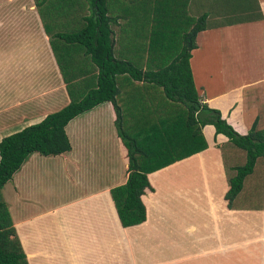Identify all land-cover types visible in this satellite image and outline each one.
I'll use <instances>...</instances> for the list:
<instances>
[{
  "label": "crops",
  "instance_id": "obj_1",
  "mask_svg": "<svg viewBox=\"0 0 264 264\" xmlns=\"http://www.w3.org/2000/svg\"><path fill=\"white\" fill-rule=\"evenodd\" d=\"M163 1L168 6L158 14V31L180 46H187L185 35L205 18L189 60L201 104L220 111L240 135L255 121L258 130L264 129V0ZM151 4L153 13L157 6L153 0ZM36 8L42 24L39 38H28V13L19 7L14 39H0V141L70 102L63 77L75 82L78 96L87 90L84 80L90 79L92 86L96 81L97 69L79 46H68L74 58L66 57L64 63L54 56L52 36L66 21L72 27V19L62 14L65 8H53L55 18L47 23L50 36ZM224 8H232L229 15L236 19L222 21ZM113 19L115 56L117 52L139 63L143 71H156L155 65L149 68L156 64L150 62L149 44L140 63L134 44L122 38L128 16L118 9ZM56 47L58 55L67 49ZM227 78L234 82L226 85ZM117 87L124 127L136 131L139 125L148 132L151 126H175V120L183 128L186 118H179L161 88L128 76L118 77ZM134 118L144 124L132 125ZM115 119L108 102L75 118L65 129L69 152L31 154L0 190L27 264H264V198L259 210L228 209L225 164L226 158L234 161L238 149L225 136L215 135L212 126L201 128L206 149L148 174L151 189L142 196L146 220L122 227L110 191L126 183L128 163ZM176 135L183 140L191 131ZM134 136L150 138L145 133Z\"/></svg>",
  "mask_w": 264,
  "mask_h": 264
},
{
  "label": "trees",
  "instance_id": "obj_2",
  "mask_svg": "<svg viewBox=\"0 0 264 264\" xmlns=\"http://www.w3.org/2000/svg\"><path fill=\"white\" fill-rule=\"evenodd\" d=\"M87 1L90 13L82 17L83 24L71 30V25L66 21L60 26L61 31L52 36L50 42L54 56H58L60 61L62 57H66V53L71 48L68 49V46H79L91 65L97 69L96 81L92 86L90 84L92 81L88 78L84 80L87 90L78 96L75 82H72L69 77H63L70 102L59 111L47 115L41 122L4 137L0 141V190L31 154L55 157L69 152L71 145L65 131L66 126L80 115L108 102L111 103L116 116L117 137L126 151L128 163L126 183L110 191L122 227L137 226L146 220V208L142 202V196L146 190L151 189L148 174L206 149L201 133V128L204 126H212L215 135L225 136L244 157L243 164L229 167L231 163L226 158L228 191L224 200L227 202L228 209L239 207L245 210H259L264 198V167H261L264 166V129L258 130L255 121L246 135L238 134L222 118L220 111L201 104L194 85L189 63L190 52L195 48L196 35L204 29L205 18L202 17L199 20L200 25H194L185 35V44L191 43L189 48L175 42L179 49L177 51L181 48L182 50L173 53L171 59L167 60L163 57H166L167 46L173 42L163 38V34L158 35L156 47L159 49L156 48L151 53L153 60L150 61L151 63L155 61L156 64H149V68L155 65L158 69L143 71L139 63L134 64L132 60L123 59V56L121 57L117 52L115 56L111 28L114 19L109 16L108 1ZM36 6L48 36H50V24L47 23H52V19L55 18L53 8L63 6L65 9L62 14L64 13L63 15L67 17L66 20L72 19L73 22L75 20L72 16L75 11L78 12L79 8L81 9L79 0H37ZM121 34L122 38L128 37L124 41L128 40L132 44L137 42L133 38L134 34L124 31H121ZM57 45L66 46L67 49L63 50V55H58ZM150 46L149 42V48ZM138 60L141 63V59ZM120 76H128L133 81L161 88L163 97L172 102L176 110L182 107L179 114L184 113L187 117L183 128L181 122L172 120L174 124L171 125L175 126L148 128L150 129L148 132L151 130L153 132L150 138H138L134 136L136 133H132L133 135L127 133L123 125V112L117 103L119 95L117 79ZM188 130L191 131L190 138L183 140L177 138L176 134H182V132L186 134ZM260 158L263 161L258 169L256 166ZM228 168L233 173L231 176L228 175ZM251 197L259 198L260 203L254 207L241 206L237 203V199ZM0 264H27L6 205L2 202H0Z\"/></svg>",
  "mask_w": 264,
  "mask_h": 264
},
{
  "label": "rangeland",
  "instance_id": "obj_3",
  "mask_svg": "<svg viewBox=\"0 0 264 264\" xmlns=\"http://www.w3.org/2000/svg\"><path fill=\"white\" fill-rule=\"evenodd\" d=\"M11 1H13V3H12L13 5H11L12 7H9V5H7L8 0H0V34H2V37H0V39H14L13 32L16 31V27H13V24L16 21V19H18V21H19V19L21 18V13H20L19 7L22 9L23 12L28 13V14L24 15L27 18L26 22L28 23V26L30 27V35H28L29 36L28 38L33 40L31 37H34V39H35V37L37 35H38L37 37L39 38L40 31L42 30V24H41V21H40L39 16H38L37 8L35 6L37 0H11ZM107 1H108V7H109L108 8L109 16L115 17L116 11L118 9L121 11L122 14H125L126 16H128V21L130 23L126 26L124 32L129 33V34L130 33L134 34V37H133V35L131 37H133L135 39V41L137 40V42L134 44L135 55H137L140 59L142 57H145V50L147 48V45L150 42V45H151L150 46L151 47V50H150V58L151 59L150 60H153V54H151V53H153V51H155L156 48L159 49V47H156L157 40H158V38H156V37L158 35L160 36V34H162V33H165V32H159L158 31L159 28H162V25H158L159 23H162V22H159L161 20L158 21V14L160 11L164 12V10L168 6V4L165 3L163 0H153V1H155V5L157 7L154 8V12L152 13L151 12V7H152L151 0H107ZM174 3H175V1H172L171 5ZM80 4H81V9L79 8L78 12L75 11V14L73 16L75 21L74 22L71 21V23H72V27H70L71 30L80 26L83 22L82 17L88 16L90 13L87 0H79V5ZM132 6H133V9H131ZM224 11H226V13L224 15H222V17H221L222 21H225L226 19L227 20L230 19L229 21L236 19L235 18L236 16H230L229 15L232 12V8H230L229 10H227V8H224ZM162 20L164 22V19H162ZM68 30H70V29H68ZM169 41L173 42V43L169 42L170 44L166 48V50H167L165 53L166 57H163V58H166L167 60L171 59L172 54L176 53V51L178 49V46L174 42L173 39H169ZM129 46L130 45H128V44L120 45V47H122V48L129 47ZM187 46H188V44H187ZM31 49L36 51L38 49V47L33 46ZM181 50H182V48H181ZM180 51H177V52H180ZM74 53H75V51H71L69 49V51L66 53L67 55H65V56L69 59H73L74 57H72V56H74ZM66 57H62L63 63L66 60L65 59ZM63 70H64V72L69 73L71 69H69L66 66V64H64ZM73 74H78V72L75 71V69H74ZM224 82L226 85H228L230 83H233L234 81L232 79L227 78ZM41 88H43V86H41ZM44 89L45 88H43L42 90H44ZM139 96H142V95L139 94ZM63 104H64V102L60 103L59 106H61ZM181 110H182V107H179V109L176 110V113L179 115V118H183V119L187 118L184 113L179 114ZM135 111L137 112L138 110H135ZM136 120L137 119L134 118L133 121H130V122H133L132 125L140 124V122L136 121ZM149 122H151V121H149ZM164 122L166 123L167 120L164 119ZM143 124H144V122H142L140 125H143ZM124 129L127 133H131V135H133L132 133H136V134L145 133L147 135L152 134V133H148L144 130H141L139 125H138V129H136V131H134L135 127L131 128L128 125H126L124 127ZM146 129H148V128H146ZM148 130H150V129H148ZM106 147L107 146H105L104 148L106 149ZM95 156H98V154L96 153ZM94 158L98 162L102 161V159L99 157H94ZM262 161H263V159H261V158L258 160V164L256 166L258 169H259V164ZM243 163H244V157H243L242 153H238L237 157L234 159V161L231 162V164L228 165V167L232 166V165L243 164ZM261 167H264V166H261ZM232 174L233 173L231 172L230 168H228V175L231 176ZM127 176H128V172H127ZM248 185L252 186L250 183H248ZM248 188L250 189V187H248ZM263 191H264V187H263ZM263 195H264V192H263ZM237 203H239L241 206L254 207L257 204H259L260 202H259V198L251 197V198L237 199Z\"/></svg>",
  "mask_w": 264,
  "mask_h": 264
},
{
  "label": "water",
  "instance_id": "obj_4",
  "mask_svg": "<svg viewBox=\"0 0 264 264\" xmlns=\"http://www.w3.org/2000/svg\"><path fill=\"white\" fill-rule=\"evenodd\" d=\"M189 47V46H188Z\"/></svg>",
  "mask_w": 264,
  "mask_h": 264
}]
</instances>
